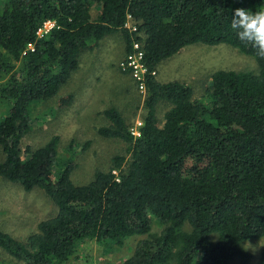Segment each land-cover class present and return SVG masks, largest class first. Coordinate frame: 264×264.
<instances>
[{
	"label": "trees",
	"instance_id": "1",
	"mask_svg": "<svg viewBox=\"0 0 264 264\" xmlns=\"http://www.w3.org/2000/svg\"><path fill=\"white\" fill-rule=\"evenodd\" d=\"M3 2L0 102L8 112L0 118V178L44 190L57 211L25 242L0 230V248L24 264H64L85 240L121 245L145 235L122 264H250L241 243L264 236V58L238 38L231 19L234 9L255 12L264 0ZM127 15L135 29L125 25ZM47 20L54 27L38 36ZM115 33L125 54L133 41L144 50L147 115L136 137L114 107L105 109L110 124L97 131L129 144L127 167L122 172L125 156L116 155L107 171L75 185L71 160L59 166L58 136L26 147L27 158L20 143L32 102L56 95L80 54ZM194 43H227L251 56L257 71H216L206 103L192 99L190 87L151 75L163 59ZM159 99L172 104L161 126L154 110ZM153 217L162 224L159 232L151 231ZM256 264H264V247Z\"/></svg>",
	"mask_w": 264,
	"mask_h": 264
},
{
	"label": "rangeland",
	"instance_id": "2",
	"mask_svg": "<svg viewBox=\"0 0 264 264\" xmlns=\"http://www.w3.org/2000/svg\"><path fill=\"white\" fill-rule=\"evenodd\" d=\"M0 0V8L3 7ZM92 17L98 10L92 7ZM55 21H47L39 33L47 35ZM131 20L125 24L132 27ZM133 24V25H132ZM132 25V26H131ZM42 36V35H40ZM125 43L118 33L95 40L91 49L79 56L78 68L70 74L68 81L49 99L33 101L30 106V127L20 143V155L30 156L25 148L35 149L44 145L51 137L58 136L57 158L70 159V179L75 185L89 183L94 173L107 171L116 155L125 156L123 169L130 157L129 144L119 138L103 137L98 128L110 124L104 110L114 107L123 117L128 130L140 132L148 107L145 100L149 90L137 88L129 70H123L119 63L124 56ZM257 63L227 43L214 45L194 43L184 46L173 55L163 59L153 70L160 83L179 82L191 88L192 99L207 102L206 89L211 76L218 70L257 71ZM70 99L69 103L62 99ZM164 99L156 101L154 110L157 124L164 122V113L171 107ZM8 108L0 102V118ZM132 134V133H131ZM138 136V135H134ZM75 146L70 145L71 142ZM89 141V142H88ZM85 142L88 144L85 146ZM72 146V147H70ZM119 170L115 174L119 176ZM57 206L44 190L34 187L26 190L17 182L0 178V230L17 240L25 242L37 230V224L56 214ZM188 229V224L184 225ZM162 224L153 217V232H159ZM145 235H132L123 244H100L96 240H85L64 264H122ZM215 237V235H214ZM251 253L250 264L259 260L264 247V236L250 238L241 243ZM0 264H24L0 248Z\"/></svg>",
	"mask_w": 264,
	"mask_h": 264
},
{
	"label": "clouds",
	"instance_id": "3",
	"mask_svg": "<svg viewBox=\"0 0 264 264\" xmlns=\"http://www.w3.org/2000/svg\"><path fill=\"white\" fill-rule=\"evenodd\" d=\"M231 28L236 31L241 41L249 43L256 49L258 57L264 58V6L255 12L245 8L234 9Z\"/></svg>",
	"mask_w": 264,
	"mask_h": 264
},
{
	"label": "built area",
	"instance_id": "4",
	"mask_svg": "<svg viewBox=\"0 0 264 264\" xmlns=\"http://www.w3.org/2000/svg\"><path fill=\"white\" fill-rule=\"evenodd\" d=\"M127 17H128V20H131L132 22H134L131 19V15H127ZM128 20H127V22H128ZM47 21H50V20H47ZM47 21H45L43 23V25ZM43 25L38 29L37 33H39V31L43 27ZM54 25L55 24L53 23V26L48 31H45V33L49 32L54 27ZM127 27H129V26H127ZM133 29H135V28H133ZM37 35L40 36V35H43V33L37 34ZM29 46H32V44ZM144 59H145V57H144L143 48L141 47V45L139 43H136L133 41L132 46H131V50L125 54V57L119 63L120 67L123 70H129V72L131 73V76L135 80V83H137V88L140 91H143L145 88L146 72L148 70ZM151 75L155 76V73L152 72ZM131 133L133 135H139V132L136 130H131Z\"/></svg>",
	"mask_w": 264,
	"mask_h": 264
}]
</instances>
